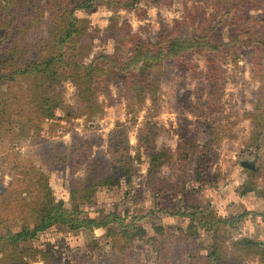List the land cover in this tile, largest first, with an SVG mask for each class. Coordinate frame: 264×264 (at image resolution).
Here are the masks:
<instances>
[{
  "label": "trees",
  "instance_id": "obj_1",
  "mask_svg": "<svg viewBox=\"0 0 264 264\" xmlns=\"http://www.w3.org/2000/svg\"><path fill=\"white\" fill-rule=\"evenodd\" d=\"M114 5L117 12L136 11L140 17L148 13V7L171 5L174 0H0V39L7 42L8 56L0 72V89L3 84L18 86L21 97L14 103V120L3 125L0 132V263L1 264H62L61 249H45L32 244L43 230L53 226L81 229L82 204L90 203L102 186L121 187L131 183L137 164L148 157L147 186L157 196L188 187L190 152L182 136L178 146L180 166L172 178L163 174V168L174 158L169 146H159L152 121L146 120L138 127L139 147L132 153L129 128L119 124L112 132L108 157L89 156L87 175L76 176L79 161L72 160L74 174L70 180L72 207L57 204L51 179L44 166L64 171L68 167L69 152L61 140L47 141L44 151L24 155L20 143L25 137L35 138L31 129H40L36 117L39 110L50 117L57 116V109L71 114V109L89 111L98 105L102 94L115 82L126 87V98L134 123L141 113L146 94H156L168 71L180 78V87L188 79L200 77L197 90L201 93L225 79L223 64L228 57L249 56L264 62V0H188L183 14L154 38H145L134 32L133 25L115 15L106 36L117 40L114 51L101 53L90 61L93 38L79 26L76 12L89 9L96 2ZM212 8V9H211ZM89 36V37H88ZM206 58L208 68L203 70L195 61ZM71 80L75 84L76 104H65L62 83ZM191 88L179 93L181 105L196 108ZM212 96L210 97L211 100ZM264 100V99H263ZM182 110V109H181ZM250 117L255 122V138L245 152L261 159L264 153V110ZM17 124V125H15ZM2 143V144H1ZM185 144V145H181ZM81 146V144H79ZM84 146V143H83ZM253 149L255 151H253ZM3 151V152H2ZM3 153V155H2ZM264 157V155H263ZM41 162L42 165H39ZM197 180L209 182L211 168L205 154L198 157ZM251 175L243 183L244 193L255 192L264 198V162L249 167ZM72 171V172H73ZM263 178L262 185L258 181ZM189 218L187 229L172 224L153 222L156 240L150 259L145 264H189L195 253L206 249L201 240L205 231L213 240L211 258L196 264H245L255 255L264 264V240L244 237L234 239L231 231L239 228L243 215L221 217L207 206L192 205L182 210ZM264 219V213H263ZM98 225L108 228L111 247L99 250L95 264H133L136 257V240L149 236L148 230L119 214L107 213ZM85 222V221H84ZM90 223L87 220L85 223ZM96 224V221H92ZM120 227H113L112 224ZM203 230V231H202ZM146 253V254H147Z\"/></svg>",
  "mask_w": 264,
  "mask_h": 264
},
{
  "label": "rangeland",
  "instance_id": "obj_2",
  "mask_svg": "<svg viewBox=\"0 0 264 264\" xmlns=\"http://www.w3.org/2000/svg\"><path fill=\"white\" fill-rule=\"evenodd\" d=\"M186 4H190V1L174 0L171 5L151 6L144 17H140L136 11L117 12L113 4L104 1H97L89 9H79L75 14L79 26L93 38L90 57L86 62L98 54L114 51L118 42L106 36V31L112 26L115 15L120 17V26L123 22L129 21L134 32L145 38H154L160 30L172 26L176 19L182 16ZM8 49L7 42L0 39V72L8 56ZM205 59L201 56L195 60L203 70L208 68ZM237 60L238 63L228 57L223 64L226 80L219 82L220 89L215 83H209V87L203 93L197 90L198 82L200 86L203 85L200 77L188 79L180 87L178 74L168 71L159 91L156 94H146L143 107L138 108L142 111L136 124L134 116L129 112L126 87L122 82L113 83L109 91L101 95L98 105L92 106L87 112L79 110L82 109L80 107L71 109V114L68 115L60 108L57 109L56 117H50L39 110L36 119L40 129L36 127L35 130L31 129V132L35 133V138L25 137L21 141V152L24 155H31L44 151L47 141L52 140H61L66 144L69 152L67 169L57 171L48 166H44V169L50 176L56 203H64L67 208L72 207L69 183L74 171L71 162L79 161L81 156L75 149H83L86 158L94 155L107 158L111 132L119 124L128 126V135L133 146L132 153L136 154L139 147L138 127L146 120L152 121L158 145L169 146L174 151L173 160L163 168L165 176L174 178L178 174L180 166L178 146L182 142V136L189 143L190 160L188 187L185 191L175 190L159 196L151 191L146 184L148 157H145L137 164L136 174L131 183L123 182L121 187L116 188L102 186L90 203L82 204L80 218L84 226L81 229L71 230L65 226H53L41 231L32 244L45 249L63 250L65 262L62 264H95L99 250L108 251L111 247L108 228L98 224L104 221L102 216L107 213H117L122 218L127 215V219H137L136 223L148 230L147 238L136 240L137 255L133 261V264H145L150 259L147 252L152 253L156 240L153 222L187 229L190 224L189 218L180 213L192 205L201 208L210 206L221 217L243 215L239 228L231 231L232 237L264 240L262 216L264 198L255 192H242L243 183L251 175L249 167H257L260 162H264L263 152L260 153L261 159L256 160L257 152L254 149V155L244 151L252 141L257 144L256 139L253 140L256 128L250 112L258 115L264 110V62L243 55ZM62 86L65 90L63 96L65 104L75 105L74 82L65 80ZM191 88L194 89L192 96L196 105L193 109L186 107L185 102L181 105L178 96L179 93H185ZM20 97L21 90L18 86L2 85L0 132L5 129L4 124L14 120L12 117L14 103ZM202 154L207 156L211 168V179L206 183L197 180L198 157ZM88 160L90 158H87V161L83 158L81 163L76 165V176L83 178L87 175ZM38 163L42 165L41 162ZM258 181L262 185L263 178L260 177ZM7 184L6 180L3 185L0 184V188H5ZM87 220L91 222L85 223ZM92 221H96V224ZM111 226L120 227L115 222ZM202 234L201 240L207 248L195 253L189 264L207 262L211 258L213 240L208 232L203 231ZM37 264L45 263L41 261ZM245 264L263 263L253 255L247 258Z\"/></svg>",
  "mask_w": 264,
  "mask_h": 264
}]
</instances>
